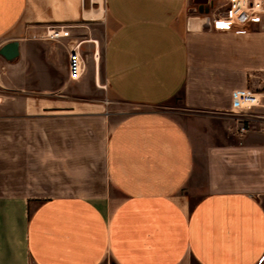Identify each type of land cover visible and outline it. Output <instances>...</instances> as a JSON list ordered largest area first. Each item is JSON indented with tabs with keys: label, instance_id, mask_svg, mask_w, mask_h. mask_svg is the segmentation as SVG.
Listing matches in <instances>:
<instances>
[{
	"label": "crops",
	"instance_id": "obj_1",
	"mask_svg": "<svg viewBox=\"0 0 264 264\" xmlns=\"http://www.w3.org/2000/svg\"><path fill=\"white\" fill-rule=\"evenodd\" d=\"M192 2L105 0L107 81L145 108L116 123L70 77L86 0H0L21 52L0 56V264H264V106L237 134L264 23L215 31ZM179 94L189 126L153 109Z\"/></svg>",
	"mask_w": 264,
	"mask_h": 264
},
{
	"label": "rangeland",
	"instance_id": "obj_2",
	"mask_svg": "<svg viewBox=\"0 0 264 264\" xmlns=\"http://www.w3.org/2000/svg\"><path fill=\"white\" fill-rule=\"evenodd\" d=\"M88 1L86 0L87 8L91 12L90 17L94 19L81 29V55L84 60V72L81 81H85L81 83L85 84L87 90V95L83 96L89 99V95H92L101 99L104 104L109 106L110 112L114 114L112 120L117 123L129 113L145 108L127 103L111 91L105 73V49L112 28L107 18L105 0H90V5ZM193 8L197 9L193 12L202 15L208 11L209 7L192 2ZM200 10L204 12L202 13ZM83 41L89 42L87 45L91 47V51L87 50L88 46H85ZM77 45L80 47V44ZM153 109L166 112L181 123L189 126L191 111L185 107L180 94L166 103L157 105Z\"/></svg>",
	"mask_w": 264,
	"mask_h": 264
},
{
	"label": "built area",
	"instance_id": "obj_3",
	"mask_svg": "<svg viewBox=\"0 0 264 264\" xmlns=\"http://www.w3.org/2000/svg\"><path fill=\"white\" fill-rule=\"evenodd\" d=\"M205 5L209 8L202 15L215 31L244 35L264 23V0H208ZM69 35L70 31L63 26L55 27L48 33L52 39ZM69 71L72 80H80L83 75L84 60L79 45L71 51ZM240 101L242 110L237 113V134L242 136L255 129V109L263 107L264 102L260 94L251 89L241 94ZM261 128L264 129V126Z\"/></svg>",
	"mask_w": 264,
	"mask_h": 264
},
{
	"label": "water",
	"instance_id": "obj_4",
	"mask_svg": "<svg viewBox=\"0 0 264 264\" xmlns=\"http://www.w3.org/2000/svg\"><path fill=\"white\" fill-rule=\"evenodd\" d=\"M195 4L205 5L208 0H193ZM196 8H193L192 11H196ZM200 12H204L200 10ZM20 44L18 41H11L6 43L0 48V56L4 57L8 61H14L20 56Z\"/></svg>",
	"mask_w": 264,
	"mask_h": 264
}]
</instances>
